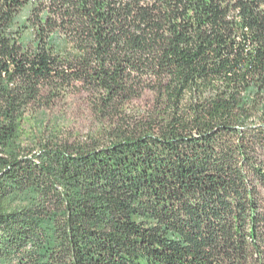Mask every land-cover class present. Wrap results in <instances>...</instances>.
Masks as SVG:
<instances>
[{
	"label": "trees",
	"instance_id": "trees-1",
	"mask_svg": "<svg viewBox=\"0 0 264 264\" xmlns=\"http://www.w3.org/2000/svg\"><path fill=\"white\" fill-rule=\"evenodd\" d=\"M0 264H264V0H0Z\"/></svg>",
	"mask_w": 264,
	"mask_h": 264
},
{
	"label": "rangeland",
	"instance_id": "rangeland-1",
	"mask_svg": "<svg viewBox=\"0 0 264 264\" xmlns=\"http://www.w3.org/2000/svg\"><path fill=\"white\" fill-rule=\"evenodd\" d=\"M56 116H64L67 125L79 131L82 136H86L95 124L90 110L80 97L71 98L59 105L51 117Z\"/></svg>",
	"mask_w": 264,
	"mask_h": 264
}]
</instances>
